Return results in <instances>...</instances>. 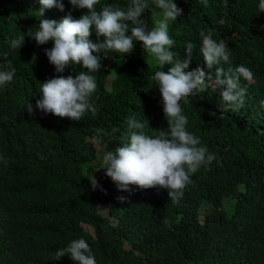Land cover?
I'll use <instances>...</instances> for the list:
<instances>
[{
	"label": "trees",
	"instance_id": "1",
	"mask_svg": "<svg viewBox=\"0 0 264 264\" xmlns=\"http://www.w3.org/2000/svg\"><path fill=\"white\" fill-rule=\"evenodd\" d=\"M59 2V0H58ZM131 0H100L127 8ZM183 9L169 22L173 63L183 61L186 46L194 45L191 71L202 67L200 33L211 32L228 44L230 62L253 73L239 110L223 111L220 90H208L181 101L186 130L206 146L215 159L191 176L178 203L166 189L118 190L98 159L97 144L115 151L129 135L128 119L145 124L155 136L167 131L162 96L153 77L168 71L134 41L129 54L103 53L91 96L97 111L79 121L60 118L36 108L42 83L58 74L45 49L29 37L43 18L39 0H0V71L15 68L13 80L0 86V264H76L56 252L83 238L97 264H264V13L260 0H174ZM65 10H45L44 18L60 22L86 13L63 0ZM142 17L149 30L162 12L154 0ZM23 37L20 48L11 41ZM90 39L97 42L93 31ZM100 37L99 40H103ZM213 79L215 68H213ZM87 72L81 65L60 74ZM33 107L34 114L28 110ZM99 187L93 190V177ZM242 186V188H241ZM101 188L103 190H101ZM118 197H125L120 202ZM231 199L226 206L225 200ZM101 205H108L106 215ZM168 219L170 224H164Z\"/></svg>",
	"mask_w": 264,
	"mask_h": 264
},
{
	"label": "clouds",
	"instance_id": "2",
	"mask_svg": "<svg viewBox=\"0 0 264 264\" xmlns=\"http://www.w3.org/2000/svg\"><path fill=\"white\" fill-rule=\"evenodd\" d=\"M41 8L39 30L29 37L38 45L54 42L51 49H45L49 62L55 66L58 74L42 83V98L36 101V108L44 113L60 118L79 121L86 112L95 113L97 108L91 102V96L97 88L96 76L103 67V53L116 52L129 54L134 49V41L141 42L143 49L154 56L161 67L172 65L168 71H157L151 79L157 82L163 101V111L168 120L167 131L159 130L155 136L144 132L145 124L134 117L128 119L129 135L115 151L102 154V169L107 177L116 184L118 190L132 192L131 185L141 190L166 189L170 200L178 203L183 191L191 183V176L201 166L212 163L214 154L194 134L186 130L187 117L182 114L181 101L196 93L207 91L208 83L214 90H220L223 111L239 110L244 106L246 88L240 84L241 78L251 82L252 71L239 65L227 70L222 63L230 62L228 44L217 43L211 32H201L203 60L211 70L207 75L202 67L185 71L192 62L194 45L186 46L185 59L173 63L174 53L170 49L174 40L169 36V22L176 21L183 14L174 0H154L155 7L162 10V18L156 20L149 30L144 13L151 7L148 0H131L126 10L115 5H105L99 11L96 5L100 0H69L73 8L87 10L79 19L69 12L60 22L44 18L45 10L53 7L65 10L63 0H39ZM258 13H264V0H260ZM93 31L97 42L90 39ZM103 37V40H99ZM23 37L11 41L13 49L20 48ZM81 65L87 72L78 75H60L66 68ZM0 71V86L11 82L15 68ZM213 68H215L213 79ZM29 113L34 114L31 107ZM5 164L7 160L0 156ZM93 190L99 182L93 175L89 179ZM101 190H103L101 188ZM125 202V197H118ZM164 224H170L168 219ZM69 256L76 264H97L95 256L85 239L80 238L56 252V259Z\"/></svg>",
	"mask_w": 264,
	"mask_h": 264
},
{
	"label": "rangeland",
	"instance_id": "3",
	"mask_svg": "<svg viewBox=\"0 0 264 264\" xmlns=\"http://www.w3.org/2000/svg\"><path fill=\"white\" fill-rule=\"evenodd\" d=\"M157 18H159V19L162 18V12H160L157 15ZM97 146H98V149H99V156H100V158L98 160L102 162V150L105 148V145L103 143H98ZM241 188H242V186H241ZM230 203H231V199L227 198L225 200L226 206H228ZM108 210H109V206L108 205H101L100 206V212L103 215H106L108 213Z\"/></svg>",
	"mask_w": 264,
	"mask_h": 264
}]
</instances>
